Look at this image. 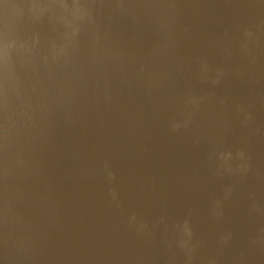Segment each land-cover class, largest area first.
I'll use <instances>...</instances> for the list:
<instances>
[{
  "label": "water",
  "instance_id": "95a60500",
  "mask_svg": "<svg viewBox=\"0 0 264 264\" xmlns=\"http://www.w3.org/2000/svg\"><path fill=\"white\" fill-rule=\"evenodd\" d=\"M0 264H264V0H0Z\"/></svg>",
  "mask_w": 264,
  "mask_h": 264
}]
</instances>
